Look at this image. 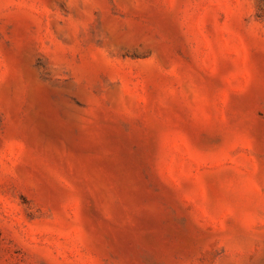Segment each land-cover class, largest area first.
<instances>
[{
  "label": "rangeland",
  "instance_id": "obj_1",
  "mask_svg": "<svg viewBox=\"0 0 264 264\" xmlns=\"http://www.w3.org/2000/svg\"><path fill=\"white\" fill-rule=\"evenodd\" d=\"M0 264H264V0H0Z\"/></svg>",
  "mask_w": 264,
  "mask_h": 264
}]
</instances>
